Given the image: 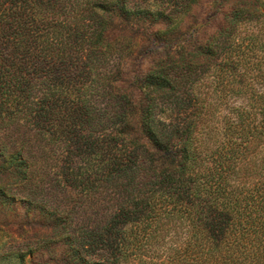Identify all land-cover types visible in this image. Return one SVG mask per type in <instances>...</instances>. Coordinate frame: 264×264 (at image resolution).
<instances>
[{"label": "trees", "instance_id": "1", "mask_svg": "<svg viewBox=\"0 0 264 264\" xmlns=\"http://www.w3.org/2000/svg\"><path fill=\"white\" fill-rule=\"evenodd\" d=\"M2 133L1 173L30 133L77 196L41 264H264V0H0Z\"/></svg>", "mask_w": 264, "mask_h": 264}, {"label": "rangeland", "instance_id": "2", "mask_svg": "<svg viewBox=\"0 0 264 264\" xmlns=\"http://www.w3.org/2000/svg\"><path fill=\"white\" fill-rule=\"evenodd\" d=\"M213 14L214 10L204 4L199 7L196 17L202 18L201 20L203 21L207 17H212ZM140 25L133 31L128 28L129 32L125 31V34L132 37L137 36L139 41L143 40L142 35H145L147 26L143 23ZM137 45V43L133 44L132 49L125 52L126 58H112V61H127L126 63L130 65L131 70H135V66L140 65L144 59L139 55L134 56L133 59L130 58L136 49H138ZM140 45L142 49L150 50L151 46L145 41H141ZM132 71L129 70L128 75ZM3 130L4 133H7L8 127L3 128ZM4 133L0 135L4 141L12 139L11 137H5ZM25 134L26 139L23 140L22 138V142H27L26 149L32 147V151L28 152L26 157L34 162L33 169L35 170L30 183H20L9 172H0V185H3L11 198L15 197L16 199V204L8 203L6 207L0 205V264H20L18 263V259L14 257V254H28L32 249L36 251V264H41L40 261L45 255L42 247H45L46 238H48V235L51 236V234L56 232L54 228H48L47 226L49 223L47 221L48 214L57 210L60 212L64 210L66 212L71 211L77 199L74 192L69 189L60 190L57 187V183L60 180L59 176L54 174L55 170L47 172L48 174L43 172L41 163L37 159L40 154L38 149L40 142L36 138H32L30 133ZM27 138H31V140ZM27 197H31L35 204L41 205L44 209H32V211L30 210L31 213H29L28 207L21 202V200ZM55 253H59V251L49 250L48 252L46 251V256L47 258H52ZM30 258L31 256H28V259Z\"/></svg>", "mask_w": 264, "mask_h": 264}]
</instances>
